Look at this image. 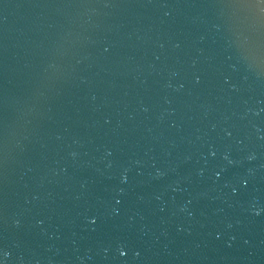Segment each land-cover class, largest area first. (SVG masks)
<instances>
[{
    "label": "water",
    "instance_id": "obj_1",
    "mask_svg": "<svg viewBox=\"0 0 264 264\" xmlns=\"http://www.w3.org/2000/svg\"><path fill=\"white\" fill-rule=\"evenodd\" d=\"M232 2L0 0L2 264H264V28Z\"/></svg>",
    "mask_w": 264,
    "mask_h": 264
},
{
    "label": "snow or ice",
    "instance_id": "obj_2",
    "mask_svg": "<svg viewBox=\"0 0 264 264\" xmlns=\"http://www.w3.org/2000/svg\"><path fill=\"white\" fill-rule=\"evenodd\" d=\"M231 6L241 11L243 21L249 27L256 28L258 25L264 28V0H233Z\"/></svg>",
    "mask_w": 264,
    "mask_h": 264
}]
</instances>
